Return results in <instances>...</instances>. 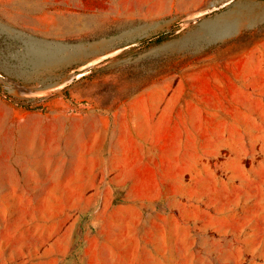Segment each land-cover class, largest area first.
<instances>
[{"label": "rangeland", "instance_id": "obj_1", "mask_svg": "<svg viewBox=\"0 0 264 264\" xmlns=\"http://www.w3.org/2000/svg\"><path fill=\"white\" fill-rule=\"evenodd\" d=\"M0 264H264V0H0Z\"/></svg>", "mask_w": 264, "mask_h": 264}, {"label": "trees", "instance_id": "obj_2", "mask_svg": "<svg viewBox=\"0 0 264 264\" xmlns=\"http://www.w3.org/2000/svg\"><path fill=\"white\" fill-rule=\"evenodd\" d=\"M165 35H166V33H159V34H156V35L151 36L149 38L142 39L140 41V43L144 46H149V45H152L154 43H158V42L163 41L165 39Z\"/></svg>", "mask_w": 264, "mask_h": 264}, {"label": "bare ground", "instance_id": "obj_3", "mask_svg": "<svg viewBox=\"0 0 264 264\" xmlns=\"http://www.w3.org/2000/svg\"><path fill=\"white\" fill-rule=\"evenodd\" d=\"M102 42V41H101ZM95 44V43H94ZM99 44V43H98ZM97 46H99V45H97ZM91 48V47H90ZM88 49V48H87ZM94 50V49H93ZM98 50V49H97ZM92 53V52H91ZM24 132H25V135H27V131H26V129H24ZM23 138H25V137H23Z\"/></svg>", "mask_w": 264, "mask_h": 264}, {"label": "water", "instance_id": "obj_4", "mask_svg": "<svg viewBox=\"0 0 264 264\" xmlns=\"http://www.w3.org/2000/svg\"><path fill=\"white\" fill-rule=\"evenodd\" d=\"M106 56H107V55H106ZM106 56H105V57H106Z\"/></svg>", "mask_w": 264, "mask_h": 264}]
</instances>
